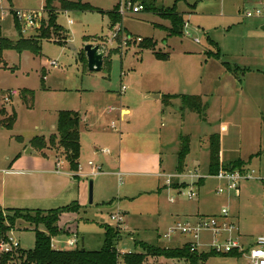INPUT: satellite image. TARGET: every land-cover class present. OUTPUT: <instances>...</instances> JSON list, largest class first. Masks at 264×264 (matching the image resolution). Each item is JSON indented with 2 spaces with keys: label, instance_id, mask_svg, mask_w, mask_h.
I'll return each mask as SVG.
<instances>
[{
  "label": "rangeland",
  "instance_id": "1",
  "mask_svg": "<svg viewBox=\"0 0 264 264\" xmlns=\"http://www.w3.org/2000/svg\"><path fill=\"white\" fill-rule=\"evenodd\" d=\"M69 1H80L93 10L59 12L58 24L66 31L62 33L68 38L66 42L60 45L56 43L60 37L53 36L51 41H43L39 55L27 51L20 54L12 49L3 52L0 90L18 93L12 103L0 110V211L4 217L7 209L1 207L15 206L12 198L16 195L2 192V187L6 183L16 191L21 188V183L13 180L15 176L6 174L47 169L52 163L59 173H69L76 180L71 192L38 207L32 203L24 207L56 210L72 204L70 198L75 196L80 212L64 214L59 223L62 228L68 226L71 236L55 237L52 241L60 249H73L67 242L74 234L81 241L80 248L101 250L107 226L121 232L118 238L121 255L141 252V247L135 245L138 241L182 249L191 237L173 235L168 240L163 235L186 220L171 217L183 210L194 216H218L223 208H228L240 235L255 240L263 234L261 182H244L235 197L218 195L223 183L213 178L199 186H187L183 179H178L171 188L159 191L166 178L159 181L150 174L159 168L162 156L165 173L197 172L206 177L210 174V138L216 134L221 138V158L226 165L241 161L247 168L264 174V0H148L153 8L140 14L129 12V3L136 6L142 4L141 0ZM175 4L185 21L182 34L172 32V23L164 18L166 11L162 10ZM44 5L45 0H2V36L13 42L19 40L16 12H38ZM113 9L122 18L115 27L109 16ZM247 13L253 17L248 18ZM16 18L25 38L41 27L24 31ZM43 19L48 20L46 12ZM139 38L152 40L154 48H144ZM88 44L105 49L110 68L104 65L101 72L89 71L85 52ZM219 50L221 58L217 59ZM156 53L167 55L168 59L160 60ZM51 62L57 67L50 66ZM154 93L178 98L170 105L163 97L148 98ZM182 95L200 97L204 104L202 114L183 108ZM122 107L131 111L124 120L120 117ZM111 108L115 109L113 113L109 112ZM61 111H76L85 116L77 171L71 170L64 157L57 159L53 154L55 150L61 151L52 146L53 139L59 141L55 128ZM13 115L12 126H4ZM182 136L191 142V150L187 165L179 170ZM37 138L45 139L49 148L40 151L34 147ZM28 149L35 152L26 154ZM104 150H109V154ZM46 153L50 156L46 157ZM89 162L102 173L92 176ZM119 172L126 175L122 180L115 176ZM91 182L93 204H90ZM191 187L198 195L189 200L186 195ZM5 197L12 198L3 202ZM118 214L123 219L121 227L112 220ZM7 227H11L8 237L19 242L22 250L34 249V226L17 220ZM40 231L44 228L40 227ZM1 255L0 252V258ZM120 264H124L122 256ZM144 264L192 262L149 256ZM194 264H248V261L243 255L214 254Z\"/></svg>",
  "mask_w": 264,
  "mask_h": 264
},
{
  "label": "trees",
  "instance_id": "2",
  "mask_svg": "<svg viewBox=\"0 0 264 264\" xmlns=\"http://www.w3.org/2000/svg\"><path fill=\"white\" fill-rule=\"evenodd\" d=\"M148 0H141L145 10L147 8L150 11L153 7L149 5ZM59 4V5H56ZM118 4L115 7L119 6ZM196 6H194L195 8ZM44 10L48 15V20L42 21L40 29H38L35 35L25 38L22 35L20 29V23L16 16L15 24L20 34V39L16 42L10 41L2 36L0 30V62H3V52L9 49L16 50L20 54L24 51L32 54L39 55L42 50L43 41H51L53 36H59L60 40L56 43L62 44L66 42L68 38L62 36L64 29L58 24L59 12H74V11H90L93 10L89 5L82 4L79 2H73L69 0H45ZM165 10L164 18H167L172 23V32L174 34H182V27L185 23L184 18L178 13L177 4L172 8L162 9ZM112 21V27L120 24L122 18H120L114 9L109 13ZM176 29H179V31ZM141 45L144 48H154L152 40H142ZM221 52L216 54V58L220 59ZM160 60H167V55L155 54ZM105 57L104 65L109 66L110 60ZM227 70L237 77V74L227 64ZM110 68V66L108 67ZM167 103L170 104L171 100L178 98L175 95L163 96ZM181 100L183 108H189L197 114H202L204 110V104L202 99L198 96L182 95ZM15 119V115L12 116L10 122L4 126H12ZM82 115L79 112L74 111H61L58 116L57 132L59 135V141L53 139L52 146L56 149L61 150L62 156L67 160L71 170L77 171L79 169V160L81 156V125ZM190 141L187 138H181L180 150L178 152V166L179 170H182L186 166V158L190 153ZM34 147L42 151L45 148H49L45 139L37 138L33 142ZM224 166L221 163V138L220 135L216 134L210 138V165L209 173L214 175ZM246 167L241 161L232 163L225 168L233 169ZM80 206L74 202L69 206L52 209V210H40V209H7V216L4 217L0 211V240H8V232L11 227L20 220L31 226H34L33 230L36 233L35 247L33 250L25 251L19 249L12 253H2L0 262L1 264H120V258L122 256L124 264H144L149 256L153 257H164L167 259H187L192 262H200L206 260L210 256L216 254L214 252L209 253H198L191 252L190 247L186 244L182 249H166L156 247L145 242L138 241L135 243L136 246H140L141 252H130L121 255L118 250V238L120 237V230H116L112 227H105V240L101 250L89 251L84 248H80L78 245L76 248L71 250L56 249L53 247V238L58 237L61 234L59 229V222L61 216L65 213H79ZM7 223V224H6ZM40 227L44 228V231H40ZM21 231V230H19ZM242 255L237 252L225 254L224 256H237Z\"/></svg>",
  "mask_w": 264,
  "mask_h": 264
},
{
  "label": "built area",
  "instance_id": "3",
  "mask_svg": "<svg viewBox=\"0 0 264 264\" xmlns=\"http://www.w3.org/2000/svg\"><path fill=\"white\" fill-rule=\"evenodd\" d=\"M2 0H0L1 2ZM252 2H258L262 0H249ZM145 11V7L142 4L133 6L129 3V12L133 14H140ZM45 10L42 8L41 11L31 12L28 14H21L16 12V16L20 19L24 31L34 30L39 28L44 18ZM123 15L125 11H122ZM258 16H261V12H257ZM248 18H252L251 13H247ZM73 22L70 21V24ZM190 36V34H188ZM142 39L139 38L138 42ZM50 66L57 67L55 62H51ZM126 89L123 88L122 92ZM18 93L16 91H2L0 90V110L6 105L12 103V100ZM115 109L111 108L110 113H113ZM113 129H116L115 123H112ZM105 154H109V150H104ZM60 166V163L57 164ZM89 167L92 168V176H96L102 173L101 169H97L92 162H89ZM165 185L169 188L172 187L174 180L183 179L182 182H186L187 186L197 185L201 182H205L208 178H213L221 183L217 191L218 195L229 194L237 197L241 191L242 184L244 182L259 181L261 182L264 189V174L257 173L247 167L240 168H221L216 174L205 176H199L197 172L190 174H173L165 176ZM184 179L190 181L187 182ZM186 186V187H187ZM197 192L191 187L187 193V198L192 200L197 197ZM173 201V199H171ZM262 217L264 223V193H263V206H262ZM112 220L117 223L119 227L123 224V219L120 214L113 216ZM228 236H224V235ZM173 235L191 237L190 241L186 244L190 247L191 252H202L209 253L214 252L216 254H230L237 252L246 257L248 264H264V233L258 236L255 240H251L248 237L240 235L239 228L236 222L232 219L230 210L223 208L218 216H189L183 222H178L174 226L170 227L168 231L163 235L165 239H171ZM240 239V241H239ZM250 239V242H248ZM53 244V243H52ZM67 245L70 248H76L79 245L77 237L68 240ZM53 247H55L53 245ZM56 248V247H55ZM199 248H203L199 251ZM21 249L19 242L14 240L12 237H8V240H0V252L1 253H12Z\"/></svg>",
  "mask_w": 264,
  "mask_h": 264
},
{
  "label": "crops",
  "instance_id": "4",
  "mask_svg": "<svg viewBox=\"0 0 264 264\" xmlns=\"http://www.w3.org/2000/svg\"><path fill=\"white\" fill-rule=\"evenodd\" d=\"M29 31H31V30H29ZM67 35H68V33H67ZM31 36H33V34H31ZM104 60H105V58H104ZM45 75H46V73H45ZM44 81H45V77H44ZM162 97H163L162 94H155V93L148 96V98L155 99V100H161ZM171 104H172V102H170V105ZM74 112H76V111H74ZM129 115H131V111L129 109H126L123 107H122V109H120V117L122 120H124V118L126 116H129ZM82 121L83 122L81 125V130H82L83 124L86 121L85 116H83V115H82ZM81 134H82V131H81ZM183 137L185 138L186 136H182L181 138H183ZM190 150H191V148H190ZM34 152L35 151L33 149H28L26 154H33ZM58 153L56 152V150L53 151V154L55 157H57V159L60 157H63L61 155L62 154L61 151H58ZM46 154H47L46 157L50 156V154L49 155H48V153H46ZM161 154L162 153L160 152V155ZM160 162H161V164H160L159 168H155L154 174H150V175L155 176L159 181L163 180L166 175H173V173H165V170L163 169V157L162 156L160 157ZM221 163L224 167L228 166L224 163V161H222V158H221ZM79 164H80V160H79ZM120 165H122V162L120 163ZM185 165H187V158H186V164ZM128 175H130V174H128ZM6 176H13V177L15 176L13 178V180H17L19 183H21V188L20 189L18 188V190L16 191V190L12 189V185H10L8 187L5 183V186L2 187V189H1L2 192H12V194L16 195L14 198H12V197H9V198L5 197L4 198L3 202L9 201L12 198L13 202H14L13 205H15V206H11V207H8V206L1 207V208H5V209H34V210L40 209V208H25L24 206L27 207V206H29L28 203H32V204L37 205V206L35 205V207H38L39 205H41L42 202L58 200L59 198L63 197L65 194L71 192V187L74 186L75 181H76L73 179V177L69 173H64L63 171H62V173H59V171H57L54 168L52 163H51L50 168H47V169L26 170L25 173H11L9 175L6 174ZM115 176L119 179L121 178V180H122V177H125L126 175L119 172V173H116ZM167 189H169V187H167L165 185V180H163L162 185L159 186V191H163V190L166 191ZM70 199L73 201L72 203L77 202L74 200L75 199L74 195ZM171 203H173V202H171ZM40 210H45V209H40ZM69 214H71V213H69ZM63 215L61 216V219H62ZM171 215H172L171 217L174 218V220L177 218L178 219L179 218H188L189 216H194V215H191V213H187V211H185V210L176 211L175 213H173ZM60 222H61V220H60ZM67 227L68 226H65L64 228H62L59 226V229L61 230V234L58 237H60V236H71L72 231L68 230ZM74 237H77L79 244H80L81 241L77 235L72 234V237L70 239H73ZM53 245L56 247V249H60L54 243H53ZM82 245L84 247V239H82Z\"/></svg>",
  "mask_w": 264,
  "mask_h": 264
},
{
  "label": "water",
  "instance_id": "5",
  "mask_svg": "<svg viewBox=\"0 0 264 264\" xmlns=\"http://www.w3.org/2000/svg\"><path fill=\"white\" fill-rule=\"evenodd\" d=\"M88 58V68L90 72H101L104 67V58L106 51L104 48L88 44L85 47ZM29 153V152H28ZM90 204H93V183L90 185Z\"/></svg>",
  "mask_w": 264,
  "mask_h": 264
}]
</instances>
